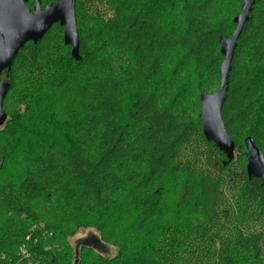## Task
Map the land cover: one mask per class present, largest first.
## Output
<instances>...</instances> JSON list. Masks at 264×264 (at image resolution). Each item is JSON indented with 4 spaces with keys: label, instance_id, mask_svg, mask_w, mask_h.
I'll list each match as a JSON object with an SVG mask.
<instances>
[{
    "label": "trees",
    "instance_id": "obj_1",
    "mask_svg": "<svg viewBox=\"0 0 264 264\" xmlns=\"http://www.w3.org/2000/svg\"><path fill=\"white\" fill-rule=\"evenodd\" d=\"M242 1L75 0L78 60L59 23L19 49L0 74V264H264V187L245 144L264 157V0L221 108L231 160L199 116ZM87 227L114 257L73 255L66 237Z\"/></svg>",
    "mask_w": 264,
    "mask_h": 264
},
{
    "label": "water",
    "instance_id": "obj_2",
    "mask_svg": "<svg viewBox=\"0 0 264 264\" xmlns=\"http://www.w3.org/2000/svg\"><path fill=\"white\" fill-rule=\"evenodd\" d=\"M255 0H243L241 10L233 18L235 29L229 37L220 38V53L223 60L219 66V88L213 93H201L199 113L202 133L206 140L212 141L226 157L234 156L235 145L225 129L221 117V108L227 96V80L231 70V61L238 37ZM26 0H0V74L9 69L13 58L26 42L36 43L54 24L63 25V42L71 47V56L78 60V32L75 18V0L51 2L41 8L37 0L33 9L25 5ZM9 88L7 80L0 81V126L6 120L2 109L3 99ZM248 163L246 171L249 177L261 180L264 187V157L250 138L245 139Z\"/></svg>",
    "mask_w": 264,
    "mask_h": 264
},
{
    "label": "rangeland",
    "instance_id": "obj_3",
    "mask_svg": "<svg viewBox=\"0 0 264 264\" xmlns=\"http://www.w3.org/2000/svg\"><path fill=\"white\" fill-rule=\"evenodd\" d=\"M9 106L10 108L13 109L14 96H11L10 101H9ZM18 108L21 111H23L25 108V105L19 104ZM66 241L71 247L73 255L74 253L77 252L78 248L81 245H85V244L91 245V247H93L94 250H96L97 252H99L101 255H103L106 258L114 257L118 249L116 245L100 242L99 232L96 229L90 228V227L76 229L73 234L67 235ZM87 260H89V258L85 259V261Z\"/></svg>",
    "mask_w": 264,
    "mask_h": 264
},
{
    "label": "built area",
    "instance_id": "obj_4",
    "mask_svg": "<svg viewBox=\"0 0 264 264\" xmlns=\"http://www.w3.org/2000/svg\"><path fill=\"white\" fill-rule=\"evenodd\" d=\"M21 254L25 257V258H27L28 259V253L25 251V250H21ZM32 262H31V260H27V263L26 264H31Z\"/></svg>",
    "mask_w": 264,
    "mask_h": 264
}]
</instances>
